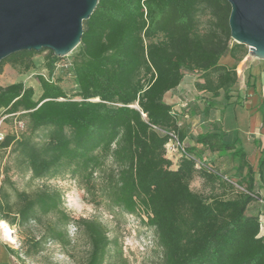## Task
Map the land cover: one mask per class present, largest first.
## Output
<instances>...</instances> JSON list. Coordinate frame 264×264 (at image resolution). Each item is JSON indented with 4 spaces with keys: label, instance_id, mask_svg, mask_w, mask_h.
<instances>
[{
    "label": "trees",
    "instance_id": "trees-1",
    "mask_svg": "<svg viewBox=\"0 0 264 264\" xmlns=\"http://www.w3.org/2000/svg\"><path fill=\"white\" fill-rule=\"evenodd\" d=\"M229 14L225 0H99L83 21L72 61V94L62 89L61 78L37 76V99L22 82L0 85V114L26 122L24 132L4 135L0 150L14 154L32 179L67 172L88 184L101 174V192L112 206L146 217L162 249V264H264L259 234L264 212L248 211L261 199L255 175L264 185V151L255 172L236 142L224 143L208 132L195 137V144L210 152H231L238 161V183L196 158L192 147L186 148L190 158L176 166L164 154L170 133L184 141L173 107L163 100L184 74L198 75L194 87L208 96L205 115L220 92L227 98L237 83L236 64L248 48L231 39ZM44 51L51 77L59 57L44 49L11 54L0 61V70L7 64L26 73L34 68L32 58ZM224 57L234 64L220 63ZM196 177L210 187L207 195L190 188ZM229 189L235 192L227 195ZM49 216L54 220L30 239L26 256L37 255L48 240L69 244V224L89 245L84 264L122 255L99 221L74 220L65 212L58 190L19 191L0 160V221L24 227Z\"/></svg>",
    "mask_w": 264,
    "mask_h": 264
},
{
    "label": "rangeland",
    "instance_id": "rangeland-1",
    "mask_svg": "<svg viewBox=\"0 0 264 264\" xmlns=\"http://www.w3.org/2000/svg\"><path fill=\"white\" fill-rule=\"evenodd\" d=\"M76 52L77 49L66 57H59V60L54 65V72L51 77L48 76L44 65L47 51L36 54L32 58L34 68L26 73L21 74L19 73L20 69H13L5 64L0 70V85L5 86L14 82H22L24 86L33 88L34 99H37L41 94L37 76H43L45 79L51 80L61 78L60 86L70 95L75 90L72 61ZM243 60L236 64V69ZM240 68L241 66L238 67V69ZM184 77H189L192 81L197 80L198 75L187 73L184 74ZM184 109H187V107H180L179 110L181 113H184ZM180 111L177 112L179 114L177 120L179 124H182L184 119H182L183 116ZM0 118H3V124L0 126V132L3 134L24 132L26 130V122L24 120L18 121L5 113H1ZM19 122L21 125H19ZM189 129L191 131L193 129L195 133L193 135L190 133L191 139H187L183 143L188 149L191 147L195 148L192 144H194V134L197 133L194 127L191 126ZM190 130L187 131L189 132ZM41 133L37 134L40 135ZM193 154L201 161L210 163V151L208 149L197 148ZM219 156L222 158L216 161L217 165L210 164L233 182L238 183L240 177L228 175L230 162L236 161L228 158V153L224 151ZM0 160L1 167L4 171L7 170L8 176L19 191L32 193L42 186L58 190L62 196L63 208L71 218L74 220L86 218L99 221L106 228L109 238L116 241L117 247L121 248L122 253L121 256L112 253L105 260L104 264H162V249L155 240L154 230L145 224L146 217L141 213V215L128 214L112 206L105 194L101 192L103 182L101 174H94L93 179L88 184L76 177H72L67 172H61L55 177L32 179L30 172L23 165L19 166L15 161V155L9 151L0 150ZM106 164L110 165V160ZM190 188L193 191H202L204 195H207L211 190L208 185L204 186L202 181L197 177L190 182ZM213 191L219 192L220 189L214 187ZM11 200L13 201L14 197ZM248 211L254 215H260L261 212H264V203L255 202L250 204ZM54 218L49 216L43 219L41 224L30 223L24 227H10L8 225L12 232L11 237L13 242L6 240V245L17 252L16 257L19 264H84L89 251V245L83 233L78 231L72 224L66 227L70 240L69 244L62 245L48 240L37 255H25L24 252L26 246L30 244V239L37 238L44 230L43 224L51 222ZM260 220L262 226H264V217L260 218ZM259 234L264 236V228L260 230ZM111 249H113V246H111Z\"/></svg>",
    "mask_w": 264,
    "mask_h": 264
},
{
    "label": "water",
    "instance_id": "water-1",
    "mask_svg": "<svg viewBox=\"0 0 264 264\" xmlns=\"http://www.w3.org/2000/svg\"><path fill=\"white\" fill-rule=\"evenodd\" d=\"M99 0H0V61L20 51L66 57L80 44L83 21ZM231 39L264 61V0H225Z\"/></svg>",
    "mask_w": 264,
    "mask_h": 264
},
{
    "label": "crops",
    "instance_id": "crops-1",
    "mask_svg": "<svg viewBox=\"0 0 264 264\" xmlns=\"http://www.w3.org/2000/svg\"><path fill=\"white\" fill-rule=\"evenodd\" d=\"M220 63L231 66L232 60L224 57ZM239 66L236 69L237 83L231 88L227 98L220 92V96L215 99L216 104L208 115L202 113L208 96L196 91L194 87L196 80L191 81L189 77H183L178 87L167 92L163 100L173 107L177 117L180 107H187L184 113L180 111L184 119V122L179 124L185 135L184 141L190 140V135L195 133L193 129L192 131L189 129L191 126L197 131L194 137L207 132L218 134L224 143L236 142V148H241L245 152L248 162L256 172L258 159L264 151V61L246 56ZM192 145L195 147L193 152H196L197 148L205 149L195 142ZM221 152H210V163L216 164V161L222 158L219 156ZM227 153L228 158L236 161L230 162L228 175H235L238 161L232 158L231 152ZM215 170L222 174L220 170ZM255 176V180L258 181L257 191L261 198L259 202L264 203V185L259 182L258 175ZM230 181L233 182L231 179ZM234 185L237 186L235 183ZM233 192H235L233 189L226 190L227 195ZM16 254V251L6 245V237L1 231L0 264H19Z\"/></svg>",
    "mask_w": 264,
    "mask_h": 264
},
{
    "label": "built area",
    "instance_id": "built-area-1",
    "mask_svg": "<svg viewBox=\"0 0 264 264\" xmlns=\"http://www.w3.org/2000/svg\"><path fill=\"white\" fill-rule=\"evenodd\" d=\"M3 124V118H0V126ZM19 125L21 123L19 122ZM4 135L0 132V141L4 139ZM169 141L164 145V154L167 159L172 162V166H176L179 160L183 157L190 158V155L186 151V147L183 142H180L177 135L174 133H170ZM198 166V165H197ZM264 228L261 224V229Z\"/></svg>",
    "mask_w": 264,
    "mask_h": 264
},
{
    "label": "bare ground",
    "instance_id": "bare-ground-1",
    "mask_svg": "<svg viewBox=\"0 0 264 264\" xmlns=\"http://www.w3.org/2000/svg\"><path fill=\"white\" fill-rule=\"evenodd\" d=\"M0 230H1V231L3 232V234L5 235L6 240L13 242V239H12V237H11L12 232H11V230L9 229L8 225H7L5 222H3V221H0Z\"/></svg>",
    "mask_w": 264,
    "mask_h": 264
}]
</instances>
